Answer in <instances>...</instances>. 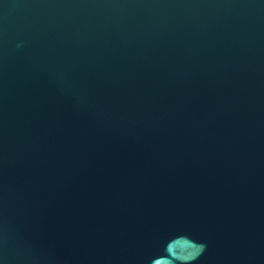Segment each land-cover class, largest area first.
<instances>
[{"label": "water", "instance_id": "95a60500", "mask_svg": "<svg viewBox=\"0 0 264 264\" xmlns=\"http://www.w3.org/2000/svg\"><path fill=\"white\" fill-rule=\"evenodd\" d=\"M0 264H264V0H0Z\"/></svg>", "mask_w": 264, "mask_h": 264}]
</instances>
